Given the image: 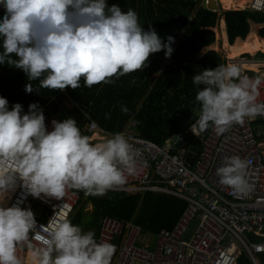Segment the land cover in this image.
<instances>
[{
    "label": "clouds",
    "instance_id": "clouds-1",
    "mask_svg": "<svg viewBox=\"0 0 264 264\" xmlns=\"http://www.w3.org/2000/svg\"><path fill=\"white\" fill-rule=\"evenodd\" d=\"M0 7V65L26 75V93L76 89L81 77L89 87L109 83L145 67L151 53L163 49L167 58L173 51L172 36L162 42L151 25L142 28L132 8L122 11L106 0H0ZM191 81L199 86V115L190 126L197 137L209 127L221 135L245 118L264 115L257 100L261 79L242 75L235 64L204 68ZM27 108L14 103L9 110L0 97V264H111L115 245L73 224L61 210L65 203L39 226L38 213L21 204L28 195L64 199L69 190L104 195L137 174L139 150L119 132L91 142L71 117L52 120L48 130L39 104ZM247 166L238 155L226 156L215 170L219 183L246 193ZM18 186L23 195L9 205ZM22 248L26 258L18 254Z\"/></svg>",
    "mask_w": 264,
    "mask_h": 264
},
{
    "label": "built area",
    "instance_id": "built-area-1",
    "mask_svg": "<svg viewBox=\"0 0 264 264\" xmlns=\"http://www.w3.org/2000/svg\"><path fill=\"white\" fill-rule=\"evenodd\" d=\"M245 5L252 11L264 12V0H248ZM243 56L227 58L226 65L235 64L242 75L259 77L257 100L264 103V59L244 60ZM251 65L256 68H250ZM60 91L70 106H77ZM198 115L199 112L160 146L140 136L133 120L124 129L111 132L99 127L83 112L82 131L91 142L119 132L139 150L137 174L128 176L124 185L109 191L128 195L150 192L173 196L186 203L172 229H162L154 235L152 248L139 244L138 225L103 216L96 239L115 245L111 264H235L240 254L247 256L252 264H260L258 255L264 254V115L245 118L243 124H233L221 135L209 127L197 137L190 126ZM52 120L59 122L62 118L57 113L46 118L48 130ZM186 136L193 138L192 144H187ZM190 147L195 148L191 165L186 162ZM232 155L248 161L246 178L250 190L244 194H236L220 184L216 175V168L226 156ZM22 195L23 190L18 186L11 194L9 205ZM89 195L76 190H69L60 200L28 195L21 207L28 206L34 215L38 213L42 218L37 221L38 226L46 225L63 203L67 207L61 210L69 219L79 200ZM18 254L27 256L23 248Z\"/></svg>",
    "mask_w": 264,
    "mask_h": 264
},
{
    "label": "trees",
    "instance_id": "trees-1",
    "mask_svg": "<svg viewBox=\"0 0 264 264\" xmlns=\"http://www.w3.org/2000/svg\"><path fill=\"white\" fill-rule=\"evenodd\" d=\"M202 0H106L111 6L117 4L122 11L132 8L138 22L146 31L152 29L162 38L173 37L171 55L164 50L151 53L146 66L140 70L114 75L109 83L86 86L81 77L80 87H66L64 93L78 106H67L65 95L60 90L40 88L39 92L24 91L28 83L26 75L18 68L0 65V97L12 104L20 103L25 112L28 104L37 102L45 119L52 114L63 119L73 118L80 127L83 112L103 129L115 132L126 125L131 117L136 131L145 139L163 145L199 112L195 96L199 86L191 77L204 68L226 65L224 55L205 47L215 43L213 30L219 19H223L227 42L244 40L251 23L262 24L259 36L264 37V12L244 10H208ZM4 14L0 7V17ZM264 56L263 54H260ZM37 86L38 81H31ZM141 103L138 106V103ZM126 108L127 111L121 109ZM83 111V112H82ZM187 144L193 138L186 136ZM82 199V198H81ZM80 199V200H81ZM84 204H90V212L81 206L71 222L83 230H91L97 236L100 219L109 216L137 224L142 233L157 234L161 229H171L184 210L186 203L173 196L150 192L128 195L120 191H108L101 196L89 195ZM260 258V260H259ZM264 264V254L258 255ZM235 264H252L240 254Z\"/></svg>",
    "mask_w": 264,
    "mask_h": 264
},
{
    "label": "crops",
    "instance_id": "crops-1",
    "mask_svg": "<svg viewBox=\"0 0 264 264\" xmlns=\"http://www.w3.org/2000/svg\"><path fill=\"white\" fill-rule=\"evenodd\" d=\"M202 1H205V0H202ZM201 1V2H202ZM216 1V3L218 4V7L219 8H223V10H232L230 7H225L224 5V0H215ZM233 1H236V0H230L229 1V3L228 4H231V3H233ZM237 1H239V0H237ZM247 1L248 0H240V2H244V4H246L247 3ZM206 2V1H205ZM208 2V1H207ZM206 2V3H207ZM228 4H226V5H228ZM206 6V5H205ZM234 10L235 9H237V8H233ZM220 21H221V26L219 27L220 28V33H219V38H221L220 40H221V44H222V48H223V46H224V43H227L228 44V42H227V37H226V33H225V25H224V21H223V19L221 18L220 19ZM259 25H262V24H259ZM263 26V25H262ZM261 26V27H262ZM260 29V28H259ZM259 29H257V30H251V26H250V30H249V33L248 34H251V33H254L257 37H258V39L260 40L258 43L259 44H262L263 46H264V37H261V36H259V33H258V31H259ZM216 29H214V31H215ZM215 33H216V31H215ZM221 36V37H220ZM249 39V35H247L246 36V38L244 39V40H240V39H236L235 41H237V42H246L247 40ZM261 41H263V42H261ZM237 42H234L233 44H235V43H237ZM238 44V43H237ZM252 45H255V44H252ZM228 46H230V48L232 47L231 45H228ZM262 51L261 49H257V50H255L256 52L257 51ZM262 52H264V51H262ZM243 53H245V54H249V53H251V51L249 52V51H242V52H240V54H243ZM240 54H238V55H235V57H237V56H239ZM234 57V58H235ZM250 68H252V69H254L255 67L254 66H250ZM68 105H69V103H68ZM130 120H133V118L131 117L130 119H128L127 120V122H129ZM95 121V120H94ZM134 121V120H133ZM82 122H83V124H82V126H81V129H83L84 130V120L82 119ZM96 123V122H95ZM97 124V123H96ZM127 124V123H126ZM98 125V124H97ZM99 126V125H98ZM100 127V126H99ZM126 126H124V127H122V128H119L118 130H122V129H124ZM117 130V131H118ZM135 131H136V124H135ZM137 132V131H136ZM167 196V195H166ZM88 198V197H87ZM84 199H86V198H82L81 200H83V202H84ZM80 201V200H79ZM78 205V204H77ZM86 205H88V207H87V210H86ZM82 206H84V209H83V211L84 212H87V211H91V209H92V206L90 205V204H84L83 203V205ZM79 209V208H78ZM77 209V210H78ZM75 211V210H74ZM73 211V212H74ZM76 213V212H75ZM133 223V222H132ZM135 224V223H134ZM137 225V224H136ZM175 225V224H174ZM172 229V228H171ZM162 230V229H161ZM167 230H169V229H167ZM153 239H154V234H150V233H142V231H141V235H140V238H139V244L140 245H145V246H148V248H152V242H153Z\"/></svg>",
    "mask_w": 264,
    "mask_h": 264
},
{
    "label": "rangeland",
    "instance_id": "rangeland-1",
    "mask_svg": "<svg viewBox=\"0 0 264 264\" xmlns=\"http://www.w3.org/2000/svg\"><path fill=\"white\" fill-rule=\"evenodd\" d=\"M242 1V0H241ZM200 4H203V1L202 2H199ZM206 5V4H205ZM232 5H236L235 7H233V6H231L230 8L232 9V10H234L233 8H237V9H235V10H239V9H243V8H245V4L243 3V2H240V0L239 1H233V3H232ZM237 5H239V6H237ZM225 7H228V5H224ZM220 10H223V8L221 9L220 8ZM219 10V11H220ZM221 26V21H220V19H219V21H218V24H217V26L214 28V29H216L215 31H216V34H215V39H216V41H215V43L213 44V45H211V46H208V47H205L204 48V51L205 50H215V51H218V52H220V53H222L223 55H224V57H225V59H227L228 58V54H227V50H226V47H224L223 46V48H222V42H221V38H219V33L221 32L220 31V27ZM261 26L262 25H259V24H256V23H251V30H257V29H259V28H261ZM234 42H237V41H234ZM225 44V43H224ZM227 44V43H226ZM229 44H227V46H228ZM233 45V44H232ZM243 54H245V53H243ZM260 54H263L264 55V52H262V51H254L253 53H249V54H247L248 56H243V58H244V60H249L250 59V56L249 55H251V56H254V58H258V59H264V56H261ZM242 55V54H241ZM256 56V57H255ZM237 58V57H236ZM256 58V59H257ZM248 64H249V62H248ZM256 68V67H255ZM65 101H67V99H65ZM141 103L139 102L138 103V106L140 105ZM70 106V105H69ZM83 200H80L79 202H78V205L76 206V208H75V211L72 213V215H71V217H70V221L73 219V217H74V215H75V212L77 211V209L78 208H80L82 205H83ZM87 207H88V205H86V210H87ZM87 212H89V211H87ZM73 223V222H72ZM74 224V223H73ZM194 225V222L192 223V225L191 226H193ZM259 260H260V258H259ZM261 262V261H260Z\"/></svg>",
    "mask_w": 264,
    "mask_h": 264
},
{
    "label": "bare ground",
    "instance_id": "bare-ground-1",
    "mask_svg": "<svg viewBox=\"0 0 264 264\" xmlns=\"http://www.w3.org/2000/svg\"><path fill=\"white\" fill-rule=\"evenodd\" d=\"M229 1L230 0H224V4L225 5L228 4ZM231 6L235 7L236 5H232V3L228 4V7H231ZM237 6H239V5H237ZM248 35H249V39L246 42H237L238 44L235 43V44L231 45L232 46L231 48H230V46H227L226 43L224 44V47H226V50H227L228 58H234L235 55L240 54V52H242V51H249V52L251 51V53H253L257 49H261L262 51H264V46L262 44L258 43L260 41L258 39V37L254 33H251ZM263 41H261V42H263ZM252 44H255V45H252Z\"/></svg>",
    "mask_w": 264,
    "mask_h": 264
},
{
    "label": "water",
    "instance_id": "water-1",
    "mask_svg": "<svg viewBox=\"0 0 264 264\" xmlns=\"http://www.w3.org/2000/svg\"><path fill=\"white\" fill-rule=\"evenodd\" d=\"M208 2L206 3V8L208 10H211V11H219V7H218V4L216 3L215 0H207ZM189 150L191 152H189L186 156V162L191 165L192 163V160H193V152L195 151V148L194 147H190Z\"/></svg>",
    "mask_w": 264,
    "mask_h": 264
},
{
    "label": "flooded vegetation",
    "instance_id": "flooded-vegetation-1",
    "mask_svg": "<svg viewBox=\"0 0 264 264\" xmlns=\"http://www.w3.org/2000/svg\"><path fill=\"white\" fill-rule=\"evenodd\" d=\"M247 56H248V55H247ZM249 56H250V58H252V59H256V58H257L256 56H255L256 58H254V56H251V55H249Z\"/></svg>",
    "mask_w": 264,
    "mask_h": 264
}]
</instances>
